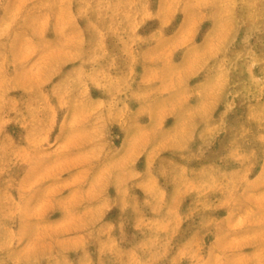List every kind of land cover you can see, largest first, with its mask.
Segmentation results:
<instances>
[{
	"label": "rangeland",
	"instance_id": "obj_1",
	"mask_svg": "<svg viewBox=\"0 0 264 264\" xmlns=\"http://www.w3.org/2000/svg\"><path fill=\"white\" fill-rule=\"evenodd\" d=\"M0 264H264V0H0Z\"/></svg>",
	"mask_w": 264,
	"mask_h": 264
}]
</instances>
